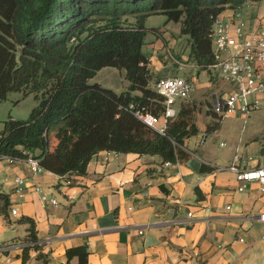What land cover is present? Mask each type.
<instances>
[{"label": "crops", "instance_id": "obj_1", "mask_svg": "<svg viewBox=\"0 0 264 264\" xmlns=\"http://www.w3.org/2000/svg\"><path fill=\"white\" fill-rule=\"evenodd\" d=\"M249 2L264 14V2ZM149 59L154 88L166 61L158 55ZM208 72L207 81L194 82L190 100L200 104V132L185 139L189 156L182 160L167 165L159 155L104 149L93 155L85 174L67 183L54 171L33 172L24 157H1L0 192L10 195V205L0 212V264H22V244L29 235L24 216L36 220L41 250L49 258L44 263L31 249L25 264H69L66 249L84 243L91 264H264V190L257 180L246 181L240 190L242 181L226 168L236 153L243 169L264 165V121L256 120L257 112H230L218 129L207 132L216 121L210 102L202 98L216 80ZM228 87L227 82L218 94ZM203 164L214 168L203 171ZM17 176L24 181L18 183ZM43 192L48 198L42 199Z\"/></svg>", "mask_w": 264, "mask_h": 264}, {"label": "trees", "instance_id": "obj_2", "mask_svg": "<svg viewBox=\"0 0 264 264\" xmlns=\"http://www.w3.org/2000/svg\"><path fill=\"white\" fill-rule=\"evenodd\" d=\"M264 0H0V101L11 91L35 93L38 102L28 118L9 117L0 132V158L26 157L31 151L41 166L75 181L87 172L100 150L159 155L164 162L189 156L185 139L198 134L195 101H182L169 119L165 133L135 115L143 109L161 115L164 95L151 86L153 78L146 42V19L163 13L181 23L190 36V57L211 71L215 62L211 30L213 19L227 7ZM105 66L125 69L128 88L121 92L90 82ZM167 76V75H166ZM163 76H158V78ZM140 93H133L134 91ZM135 106L130 108V104ZM216 121L207 132L218 129ZM264 161V141L261 146ZM213 166L203 164L201 170ZM10 205V195L0 192V212ZM29 222L22 264L31 249L49 263L41 250L36 220ZM68 263L91 264L87 243L66 249Z\"/></svg>", "mask_w": 264, "mask_h": 264}, {"label": "built area", "instance_id": "obj_3", "mask_svg": "<svg viewBox=\"0 0 264 264\" xmlns=\"http://www.w3.org/2000/svg\"><path fill=\"white\" fill-rule=\"evenodd\" d=\"M242 6L232 7L229 14L223 12L213 19L211 38L215 62L210 65L212 75H215L212 68L216 69V75L228 82V89L221 95H214L212 109L219 115H226L230 112L241 111L248 115L252 109L264 106V21L260 22L262 16L254 20L258 23L243 18L240 10ZM154 89L164 95L165 109L161 115H155L148 110L135 109L134 113L147 125L165 133L169 119L174 118L178 111L179 100L191 99L194 90V82L185 75H167L156 79ZM130 104V108H134ZM26 152V159L33 172H41L44 168L39 158L31 151ZM118 154V152H115ZM10 161L17 157L4 155ZM239 153H236L233 161L226 168L234 171L237 179L242 181L239 189H244L246 181L257 180L260 188L264 190V165L243 169L238 165ZM172 161H165L169 165ZM18 183L24 179L16 177ZM71 183V179H66ZM23 190L21 186L18 191ZM47 194L42 193V199ZM51 202L57 204L56 198ZM230 207V206H228ZM12 213H17V208H12ZM264 220V212L260 213ZM142 232V231H141ZM33 242H23V247Z\"/></svg>", "mask_w": 264, "mask_h": 264}, {"label": "rangeland", "instance_id": "obj_4", "mask_svg": "<svg viewBox=\"0 0 264 264\" xmlns=\"http://www.w3.org/2000/svg\"><path fill=\"white\" fill-rule=\"evenodd\" d=\"M254 6V8H252ZM254 9V17L250 15ZM243 18L248 20H254L260 16L258 10H260L254 3L246 2L240 8ZM264 10V6L262 8ZM264 13V11H261ZM264 21V14L262 15ZM146 42L143 45V50L151 57L152 55H158L164 63V68L160 71L162 76L174 75L179 73L181 75L189 76L193 82H205L209 78V72L206 69H200L195 60L190 57V36L181 32V23L170 20L168 22V16L163 13L150 14L146 19ZM160 38V39H159ZM160 42L161 46L156 47L154 44ZM157 57V56H156ZM212 71L216 75V69L212 68ZM90 82H99L105 87L112 88L116 91H122L128 87L129 81L125 76V69H120L114 66H105L98 71L95 77ZM227 82L221 77L216 75V80L211 83L212 88H206L202 95L205 104H213V94H218L224 90ZM215 94V95H216ZM219 95V94H218ZM193 96V92L192 95ZM196 98H201L197 93ZM207 99V101H206ZM193 101V99L191 100ZM195 101V118L197 119V112L200 104ZM38 99L35 93H30L26 96L21 91L14 90L8 94V97L0 101V132L4 128V121L9 117L24 119L28 118L34 105H36ZM211 107V106H210ZM251 112H257L258 122L264 121V106L260 108L252 109ZM250 112V113H251ZM252 119L249 117L248 121L244 124L250 126Z\"/></svg>", "mask_w": 264, "mask_h": 264}]
</instances>
